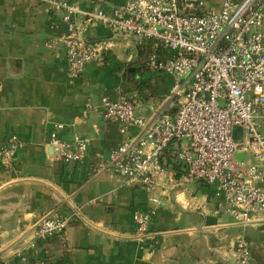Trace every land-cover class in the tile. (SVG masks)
I'll return each mask as SVG.
<instances>
[{
  "label": "crops",
  "instance_id": "0c3cea01",
  "mask_svg": "<svg viewBox=\"0 0 264 264\" xmlns=\"http://www.w3.org/2000/svg\"><path fill=\"white\" fill-rule=\"evenodd\" d=\"M51 1L0 0V147L11 136L20 140L12 168L0 157V264H24L18 252L45 215L70 221L62 238L40 241L28 253L48 264H234L240 234L250 242L252 264H264V221L235 224L221 195L204 183L169 188L147 231H138L134 216L150 207L152 194L128 184L115 167L94 173L122 136L85 103L129 94L137 114L148 118L172 81L146 70L133 38L102 27L89 36L113 40L105 65L72 78L64 50L44 45L65 32ZM122 1L98 4L108 11ZM202 1L208 9L219 6V0ZM137 84L149 87L146 96ZM53 132L62 142L87 140L85 159L69 163L56 156ZM180 192L183 203L176 199Z\"/></svg>",
  "mask_w": 264,
  "mask_h": 264
},
{
  "label": "built area",
  "instance_id": "2783aa9c",
  "mask_svg": "<svg viewBox=\"0 0 264 264\" xmlns=\"http://www.w3.org/2000/svg\"><path fill=\"white\" fill-rule=\"evenodd\" d=\"M99 1L49 4L65 32L44 45L50 52L64 50L69 75L78 78L90 65H105L113 40L89 36L91 28L102 27L133 38L146 70L169 77L172 85L148 118L137 114L133 95L102 97L98 106L86 101L87 111L101 110L122 136L94 173L115 167L128 184L152 194L150 207L134 216L140 233L147 231L169 188L194 183L221 195L235 224L263 222L264 0H219L216 9L202 0H123L108 11ZM19 145L11 136L0 147L9 168ZM49 145L58 146L59 157L69 163L83 161L88 151L87 140L62 142L56 132ZM69 222L54 215L39 218L18 252L21 261L48 264L28 253L40 241L62 238ZM235 245L234 264H252L245 234L237 236Z\"/></svg>",
  "mask_w": 264,
  "mask_h": 264
},
{
  "label": "trees",
  "instance_id": "16d2710c",
  "mask_svg": "<svg viewBox=\"0 0 264 264\" xmlns=\"http://www.w3.org/2000/svg\"><path fill=\"white\" fill-rule=\"evenodd\" d=\"M140 54L143 55V53L140 51ZM109 55V53L106 55V57ZM130 76H133V73H129ZM138 88L143 92V95L146 96L147 92L149 91V87L146 86L145 84H137ZM181 176V173L178 172L176 177L179 178Z\"/></svg>",
  "mask_w": 264,
  "mask_h": 264
},
{
  "label": "water",
  "instance_id": "95a60500",
  "mask_svg": "<svg viewBox=\"0 0 264 264\" xmlns=\"http://www.w3.org/2000/svg\"><path fill=\"white\" fill-rule=\"evenodd\" d=\"M240 134H241L240 129L236 128L234 136L236 138H238V137H240ZM52 148L55 151V155L59 157L60 156V148L58 146H52Z\"/></svg>",
  "mask_w": 264,
  "mask_h": 264
},
{
  "label": "clouds",
  "instance_id": "9594fccd",
  "mask_svg": "<svg viewBox=\"0 0 264 264\" xmlns=\"http://www.w3.org/2000/svg\"><path fill=\"white\" fill-rule=\"evenodd\" d=\"M176 199H177V201L183 203L186 199L185 193H183V192L177 193Z\"/></svg>",
  "mask_w": 264,
  "mask_h": 264
}]
</instances>
